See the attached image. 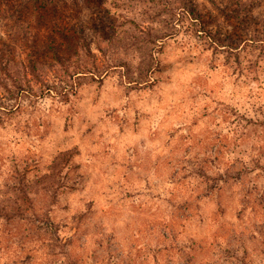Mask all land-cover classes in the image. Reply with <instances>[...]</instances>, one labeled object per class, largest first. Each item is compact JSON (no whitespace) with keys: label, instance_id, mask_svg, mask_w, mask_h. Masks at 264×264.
Here are the masks:
<instances>
[{"label":"rangeland","instance_id":"374dc122","mask_svg":"<svg viewBox=\"0 0 264 264\" xmlns=\"http://www.w3.org/2000/svg\"><path fill=\"white\" fill-rule=\"evenodd\" d=\"M0 264H264V0H0Z\"/></svg>","mask_w":264,"mask_h":264},{"label":"trees","instance_id":"16d2710c","mask_svg":"<svg viewBox=\"0 0 264 264\" xmlns=\"http://www.w3.org/2000/svg\"><path fill=\"white\" fill-rule=\"evenodd\" d=\"M79 73H86V72H84V70H83V71H78L76 74H79ZM76 85L77 84L75 83L74 87H76ZM27 88H28L27 89L28 92H33L32 88L30 86H28ZM54 88H56V87H54ZM46 90L50 92V87L49 86L46 87ZM54 90L56 91V89H54ZM8 92L12 93V90H8ZM59 93L62 94V97L64 99H66V100L68 99L69 90L66 87H60V91L57 94H59Z\"/></svg>","mask_w":264,"mask_h":264}]
</instances>
